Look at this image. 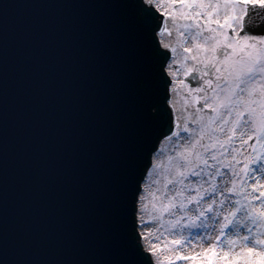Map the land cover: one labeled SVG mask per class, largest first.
<instances>
[{
    "label": "water",
    "instance_id": "obj_1",
    "mask_svg": "<svg viewBox=\"0 0 264 264\" xmlns=\"http://www.w3.org/2000/svg\"><path fill=\"white\" fill-rule=\"evenodd\" d=\"M159 23L143 0H0V264H154L136 205L174 129ZM238 34L264 36V3Z\"/></svg>",
    "mask_w": 264,
    "mask_h": 264
},
{
    "label": "rangeland",
    "instance_id": "obj_2",
    "mask_svg": "<svg viewBox=\"0 0 264 264\" xmlns=\"http://www.w3.org/2000/svg\"><path fill=\"white\" fill-rule=\"evenodd\" d=\"M145 1L179 121L141 185V246L154 264H264V36L238 34L264 0Z\"/></svg>",
    "mask_w": 264,
    "mask_h": 264
},
{
    "label": "bare ground",
    "instance_id": "obj_3",
    "mask_svg": "<svg viewBox=\"0 0 264 264\" xmlns=\"http://www.w3.org/2000/svg\"><path fill=\"white\" fill-rule=\"evenodd\" d=\"M144 3H145L146 6H148V7H150V8H153V6L151 5L150 2H146V1H145ZM169 28H170V26H169V24L166 22L164 29H169ZM173 109H174V108H173ZM171 115H172V117H171V119H172V125H173V128H174L175 125H177V123H178V121H179V117H178L177 111H176L175 109H174L173 111L171 110ZM166 138H168V137L166 136L162 141H164ZM162 141H161V142H162ZM149 169H150V167L147 169L146 174L148 173ZM146 174H145V175H146Z\"/></svg>",
    "mask_w": 264,
    "mask_h": 264
}]
</instances>
